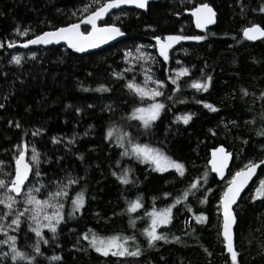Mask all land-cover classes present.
I'll list each match as a JSON object with an SVG mask.
<instances>
[{
    "label": "trees",
    "instance_id": "trees-1",
    "mask_svg": "<svg viewBox=\"0 0 264 264\" xmlns=\"http://www.w3.org/2000/svg\"><path fill=\"white\" fill-rule=\"evenodd\" d=\"M201 3L211 5L218 18L214 28L197 34L187 13ZM86 5L90 11L97 7L93 0H0V44L3 45L0 47V104L4 105L0 108V161L3 171H13L16 145L27 142L28 158H31L32 145L41 153L42 176L30 178L37 187L62 178L68 172L83 177L79 185L69 189V197L74 198L81 189L86 195L85 208L70 219L67 213L71 210V200L64 201L66 220L55 241L46 233L50 244L42 245L43 255L38 257V264H231L220 235L221 218L217 207L226 184L211 174L208 160L210 151L218 146L233 152L228 178L243 168V164L264 160V136L257 134L264 129V99H261L264 40L252 43L243 36V29L251 25L264 28V13L259 11L264 0H165L150 4L144 12L122 10L110 16L106 23L121 27L125 32L123 40L85 56L64 46L31 50L19 47L42 32L78 22L81 16L88 14L83 11ZM17 29H28V35L20 36ZM175 34L201 35L206 39L181 41L170 50V58L164 62L158 49L149 45H155L154 36L163 38ZM9 43L16 46L9 48ZM140 45L156 57L157 62H148L145 68L150 67L154 78L165 82L164 96L157 99L169 109L149 134H142L137 121L126 119L133 107L151 103L141 102L124 87L133 77L129 72L124 74V54L129 50L135 52ZM13 56L22 57L19 65L12 62ZM135 68L142 71L140 66ZM181 68L189 69V75L180 78V91L173 92L175 86L169 76H175V71ZM114 73H123L124 78L117 79ZM207 75L212 76L208 92L190 87L194 80H202ZM134 76L138 83L140 78ZM101 85L111 91H95ZM85 88L90 90L84 91ZM242 90L248 95L244 96ZM168 96L173 100H168ZM198 100L213 104L219 111L204 108ZM90 104L93 107L89 108ZM109 105L112 111L108 110ZM184 114H194L188 125L175 122L176 116ZM16 123L21 127H15ZM113 123L130 131L137 142L152 147H160L159 142L166 139L165 150L173 159L185 164V177H179L175 171L152 172L147 165L124 157L121 163L133 169L137 183L119 184L111 170L115 161L121 159V149L105 139V132ZM38 129L41 134L33 136L31 133ZM53 137L61 143H53ZM73 137L76 143L69 151L67 141ZM80 155L84 156L83 161L78 159ZM60 157L63 159L59 160ZM204 173H207V183L187 202L173 208L174 219L170 225L158 229L170 241L180 237V242L157 241L155 247L150 248L143 235L150 223L146 213L153 208L162 210L170 206L193 179L201 178ZM259 179L264 180V166L236 208L238 264H264V200L252 199L253 187ZM46 190L39 194L40 199L45 198ZM164 193L171 195L166 197ZM137 197H142L143 207L128 214V201ZM205 197L207 203H201ZM200 213L207 216L206 223H196L194 217ZM130 219L135 220V227L131 226ZM88 229L101 237L135 236L142 255L101 256L81 239V234ZM34 239V235L29 234L26 243ZM53 255L61 256L62 260L50 261L48 258Z\"/></svg>",
    "mask_w": 264,
    "mask_h": 264
},
{
    "label": "snow or ice",
    "instance_id": "snow-or-ice-1",
    "mask_svg": "<svg viewBox=\"0 0 264 264\" xmlns=\"http://www.w3.org/2000/svg\"><path fill=\"white\" fill-rule=\"evenodd\" d=\"M93 3L97 7L90 11L89 6L86 5L83 11L88 14L81 16L78 22L35 35L34 38L28 39L23 43L22 47L27 48L29 45L60 44L63 41L68 48L75 52L86 53L90 49L99 48L101 45L125 35L121 27L114 23H106L104 26L98 25V21L102 20L111 10L120 9L122 5H134L138 9L147 10L149 0H93ZM259 11L264 13V6H261ZM191 14L195 17V25L199 29H204L207 25L215 23L216 13L208 3H201L192 10ZM116 18L119 19V17ZM81 25L90 26L91 30H88L86 27L82 31ZM28 32V29L24 31L17 29V33L20 36H27ZM243 36L250 41L264 38V28L257 24L251 25L243 29ZM153 39L156 41V44L149 45V47L158 48L159 56L163 58L164 62H167L170 58V50L175 45L180 44L181 41L191 40L199 42L205 40L206 37L201 35L175 34L167 35L163 38L154 36ZM0 47H3V45L0 44ZM8 47H14V44L9 43ZM144 47L143 45L136 46L135 52L131 50L126 51L124 54L125 61L129 64H141V62L143 64H147L148 62L156 63V57L145 52ZM34 56L35 53H33V58ZM11 59L12 62L19 65L22 57L13 56ZM143 64H141L142 68ZM131 71H133L132 67L124 69V73ZM113 75L117 79L124 78L123 73H114ZM187 75H189V69L181 68L175 72V76H169L171 84L175 86L173 92L180 91L178 81L181 77ZM144 77L143 84L137 83L135 76H133L125 83L124 87L134 96L139 97L141 102L147 98L151 103H148L146 106L141 103V106L133 107L126 119L129 121H137L138 127L143 129L142 134H149L156 125V122L161 120L162 114L169 109L165 103L157 99L164 96L165 82L154 78L150 67L144 69ZM150 84L155 86L150 87ZM211 85L212 76L207 75L202 80H194L190 87L198 92H208ZM83 90L89 91L90 89L85 88ZM95 91L108 92L111 89L101 85ZM242 92L244 96L248 95L246 90H242ZM261 99H264V93H261ZM168 100H173V97L168 96ZM180 102L183 103V101ZM197 103H202L204 108L212 112L219 111L211 103L199 100ZM3 107L4 105L0 104V108ZM88 107L91 108L93 105L90 104ZM108 110L112 111L110 105L108 106ZM77 111L79 112L80 109H77ZM193 115L184 114L176 116L175 122H182L188 125L192 121ZM15 127L20 128L21 125L16 123ZM31 134L33 136L40 135L41 130L38 129ZM257 134L264 136V129ZM105 139L121 149L119 153L121 159L115 161V165L111 170V175L121 185L128 186L137 183V178L133 175V169L122 165L121 161L124 157L135 159L139 163L147 165L152 172L165 173L169 172V170H174L179 177H185V164L173 159L167 153L165 150L167 147L166 139L159 142L160 147H152L150 144L137 142L130 131H126L122 125H117L116 123H113L107 128ZM52 142L57 144L61 143L56 137L52 138ZM75 143L76 139L74 137L68 139L67 145L69 146V151H71V146ZM28 153L29 145L27 142L16 145V153L14 156L15 166L11 172H4L3 162L0 161V236L3 237L0 239V264H7V262H10V264H38V257L43 255L41 245L50 244V240L46 238L45 230L52 234L51 241H55L61 224L66 220L64 201L67 199L71 200V210L67 213V218L69 219L85 208L86 195L84 189L77 192L74 198L69 197V189L73 185H79L83 177L73 176L65 172L62 178L57 177L56 180L49 181L47 185L40 183L37 187L30 178H39L42 176L40 168L42 163L41 153L37 151L35 145L31 146L30 159H26ZM218 154L220 155L218 156ZM230 156L231 153L226 152L223 147L215 149L212 153V171L219 174L221 178H223L224 169ZM62 159L63 157L59 158V160ZM78 159L83 161L85 158L83 155H80ZM59 160L56 162L59 163ZM261 164H264V160L258 163L249 161L244 168L236 171L231 179L228 180L227 186L219 197L217 207L219 210H222V231L220 235H222L225 248L230 254L231 264H238V252L234 247L233 232V228L237 223V216L233 206L236 205L238 207V200L241 197V193L248 186L253 176L256 175V171ZM206 183L207 173H204L201 178L193 179L188 184L186 190L177 196L170 206L162 210L153 208L151 212L146 213L150 219V223L143 230V235L147 238V244L150 248L155 247L157 241H164L165 243L180 242V237H173L172 241H170L168 236L158 231V229L170 225L174 219L173 208L187 202L189 197L194 196L203 184ZM50 187L55 190H46ZM42 190H46L44 192V199L39 198ZM206 191L211 190L207 189ZM164 195L167 197L171 193H164ZM252 199L253 201L257 199L264 200V180H260L259 187L255 189ZM201 203H207V198L205 197L201 200ZM142 207V197H137L135 200L128 201L126 212L128 214L136 213ZM187 210L189 212L192 211L191 207H188ZM194 218L198 224L206 223L208 219L203 213L195 215ZM130 224L132 227H135V220L130 219ZM29 234H34L35 237L30 244L26 243L29 239ZM81 239L88 242L89 248L104 257L127 258L140 257L142 255V249L136 243L135 236L115 234L108 237H101L94 230L88 229L81 234ZM3 246L7 247V251L2 250ZM57 246L59 245L57 244ZM48 259L50 261H61L62 257L53 255Z\"/></svg>",
    "mask_w": 264,
    "mask_h": 264
},
{
    "label": "water",
    "instance_id": "water-1",
    "mask_svg": "<svg viewBox=\"0 0 264 264\" xmlns=\"http://www.w3.org/2000/svg\"><path fill=\"white\" fill-rule=\"evenodd\" d=\"M163 1H165V0H149V5L152 4V3H158V2H163ZM149 5H148V7H149ZM198 6H199V5H198ZM198 6H196V7H198ZM210 6H211V5H210ZM211 7H212V6H211ZM194 8H195V7H194ZM194 8H193V9H194ZM212 8H213V7H212ZM128 9L136 10V11H138V12H144V11H146V10H144V9H138V8H136L134 5H122L120 9H113V10H111V12L108 13V14H107L102 20L98 21V25H99V26H104V25L106 24V22H107V20H108V18H109L110 16H112V15H114V14H116V13L122 11V10H128ZM147 9H148V8H147ZM193 9H191V10L187 13V15L190 17V19H191V21H192V25H193V28H194L195 33H197V34H201V33H203L205 30L212 29V28H214V27L217 25L218 14H217L216 10L213 8L214 11H215V13H216V16H215V23L207 25L206 28H204V29H199V28H197L196 25H195V17H193L192 14H191ZM86 27H87L88 30H91V29H90V26H85V25H81V30L83 31ZM261 27H262V26H261ZM262 28H263V27H262ZM123 38H124V37H118L116 40H114V41H110V42H108L107 44H103V45H101L99 48H96V49H90V50H89L88 52H86V53H77V52H76V53L79 54V55H81V56H85V55L92 54V53H97V52H100V51L104 50V49L107 48V47H111V46L117 45L118 43H120V42L123 40ZM246 40H247V39H246ZM261 40H264V38H260V39H257V40H255V41H250V40H247V41L252 42V43H256V42H259V41H261ZM154 42L156 43L155 40H154ZM52 46H56V47L64 46V47H66L67 49H69V50H71V51H74V50L68 48L67 45H66L63 41H62L60 44H52V45H29L27 48H24V47H22V45H19V47H21V48L24 49V50H31V49H46V48H49V47H52ZM220 147H223V148L226 150V152L231 153V156H230V158L228 159V161H227V165H226V167H225V169H224L223 178H221V176H220L219 174H217L216 172L212 171V164H211V161H212V153H213V151H214L215 149H217V148H220ZM219 155H220V154H218V156H219ZM26 159H28V157H26ZM233 161H234V154H233V152L229 151V150H228L226 147H224V146H218V147H216V148H214V149H212V150L210 151V156H209V160H208V167L210 168V172H211V174H213V175L217 178V180H218L219 182H223V183H224V182L227 180V178H228V175H229V173H230V170H231V167H232ZM257 163H258V162H257ZM262 166H264V164H261V165H260V167H259V168L257 169V171H256V175L253 176L252 180L249 181L248 186H247V187L245 188V190L241 193V197H240L239 200H238V205L240 204V202H241L243 196H244V195L250 190V188L253 186V184H254L255 181L257 180L258 175H259V171H260V169H261ZM233 207H234L235 212H236V208H237V206L234 205ZM220 218H221V231H222V210H220ZM236 226H237V223H236V225H235L234 228H233V232H234V247H235V250H236V241H235V237H236V236H235V229H236ZM221 238H222V240H223L222 235H221ZM223 245H224V243H223ZM224 249H225L226 254L230 257V254L227 252V250H226V248H225V245H224ZM236 251H237V250H236ZM237 260H238V257H237Z\"/></svg>",
    "mask_w": 264,
    "mask_h": 264
},
{
    "label": "rangeland",
    "instance_id": "rangeland-1",
    "mask_svg": "<svg viewBox=\"0 0 264 264\" xmlns=\"http://www.w3.org/2000/svg\"><path fill=\"white\" fill-rule=\"evenodd\" d=\"M156 44V43H155ZM16 46V44H14V47ZM13 47V48H14ZM154 48H156V47H154ZM158 49V48H157ZM121 62V61H120ZM141 64H143V62H141ZM141 64H137V63H133V64H129L128 62H126L125 61V59H124V61H123V67H124V69H126V68H128V67H132L133 68V71H131V72H129L132 76H134V74H136L139 78H140V81H138V83H140V84H143V82H144V69H145V64H143V68L141 67ZM136 66H140L141 68H142V71L140 70V69H136L135 67ZM179 70V69H178ZM177 70V71H178ZM176 72V71H175ZM128 73V72H127ZM127 73H124V74H127ZM175 75V74H174ZM135 78H137L136 76H135ZM150 87H154L155 85H152V84H150L149 85ZM164 91H165V88H164ZM136 97V96H135ZM137 99H139V97H136ZM145 101H150V100H148L147 98H145ZM27 157H28V155H27ZM28 159H30V158H28ZM246 164H248V163H245V164H243V168L245 167V165ZM169 171H174V170H169ZM238 171V170H237ZM236 172V171H235ZM232 177V176H231ZM231 177H229L225 182H224V184H226V186H227V182H228V180H230L231 179ZM260 180H262V179H259L257 182H256V184L254 185V187H253V191L257 188V187H259V183H260ZM220 212V211H219ZM45 233H48L49 234V236H52V234L51 233H49V232H47V230H45ZM34 235V234H33ZM3 237L2 236H0V239H2ZM46 238H47V236H46ZM41 247H42V245H41ZM2 250L3 251H7V247L6 246H3V248H2ZM8 263V262H7ZM10 263V262H9Z\"/></svg>",
    "mask_w": 264,
    "mask_h": 264
}]
</instances>
